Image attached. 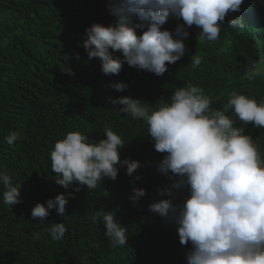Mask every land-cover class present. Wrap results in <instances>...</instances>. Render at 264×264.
<instances>
[{"label": "trees", "instance_id": "trees-1", "mask_svg": "<svg viewBox=\"0 0 264 264\" xmlns=\"http://www.w3.org/2000/svg\"><path fill=\"white\" fill-rule=\"evenodd\" d=\"M107 4L0 0V171L12 177L13 185L20 184L21 198L18 204L6 205L0 183V264H187L191 243H180L172 215L166 218L149 210L161 199L179 205L187 189H173L172 195L165 191L178 178L158 170L164 154L154 149L147 123L121 112L122 106L112 100L130 96L153 109L188 85L203 89L211 109L222 110L233 91L264 100V76L244 78L264 57V0H243L240 10L230 11L220 23L215 41L200 39L195 25L186 26L187 38L179 37L175 29L184 22L170 16L162 28L174 39H183L185 51L160 76L126 62L119 74L106 76L98 59H88L83 48L86 27L116 21ZM234 17L242 18V29L228 26ZM143 30L137 28V35ZM113 55L123 59L119 52ZM193 55L201 56L198 67L192 66ZM61 66L70 67L74 75L62 72ZM116 82L126 83V89L117 91L112 86ZM226 114L264 158V127L245 124L233 110ZM105 127L125 143L118 149L121 161L138 160L140 166L130 176L126 165H117V178L105 177L94 189L78 182L67 189L58 185L50 159L55 142L70 131L98 142L105 138ZM11 132L18 134L13 145L5 140ZM133 186L146 191L136 204L129 199ZM61 193L68 200L63 216L53 209L44 221L31 217L37 202ZM100 208L112 211L126 229L125 245H113L102 218L93 223ZM57 222L66 227L61 240H53L48 231Z\"/></svg>", "mask_w": 264, "mask_h": 264}, {"label": "clouds", "instance_id": "clouds-1", "mask_svg": "<svg viewBox=\"0 0 264 264\" xmlns=\"http://www.w3.org/2000/svg\"><path fill=\"white\" fill-rule=\"evenodd\" d=\"M242 3L243 0H108L106 6L116 21L86 27L83 48L88 59L100 61L106 76L119 74L124 62L160 76L185 51L183 39H174L169 30L162 28L170 16L184 22L175 29L179 37L187 38L186 26L195 25L200 29V39L215 41L220 35V23L230 11H239ZM227 24L233 29L244 26L240 17L229 19ZM137 28L144 29L142 34L137 35ZM114 52L121 53L123 59ZM200 64L201 56L193 55L192 66ZM61 71L74 75L70 67L61 66ZM259 76H264V57L251 65L244 78ZM112 86L123 91L127 84L116 82ZM112 103L121 105V112L147 123L154 149L164 154L158 170L178 178L165 191L172 195L173 189H187L179 205L170 199L149 205L150 211L162 217L171 214L180 243H191L187 264H264V158L252 138L244 134L243 128L234 126V120L226 114L233 110L245 124L264 127V100L257 102L233 91L222 110L211 109V100L203 89L188 85L174 90L170 102L161 101L153 109L130 96L115 98ZM104 136L90 142L80 132L70 131L56 141L50 152L55 182L65 189L73 182L94 189L105 177L115 180L117 165L121 164L126 165L131 176L140 162L128 158L121 161L118 149L125 143L110 127H105ZM17 138L18 134L11 132L5 140L13 145ZM0 183L5 188L6 205L21 202L20 184L13 185L7 172L0 171ZM145 194L144 188L133 186L129 199L136 204ZM67 202L63 193L37 202L31 217L44 221L53 209L63 216ZM101 218L113 245H125L126 229L115 214L100 208L92 221L97 223ZM48 231L53 240H61L66 227L57 222Z\"/></svg>", "mask_w": 264, "mask_h": 264}]
</instances>
